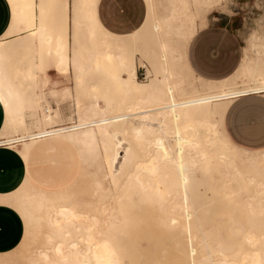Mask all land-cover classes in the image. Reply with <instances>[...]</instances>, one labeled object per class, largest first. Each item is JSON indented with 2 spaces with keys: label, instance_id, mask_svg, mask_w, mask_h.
<instances>
[{
  "label": "rangeland",
  "instance_id": "rangeland-1",
  "mask_svg": "<svg viewBox=\"0 0 264 264\" xmlns=\"http://www.w3.org/2000/svg\"><path fill=\"white\" fill-rule=\"evenodd\" d=\"M146 1L147 15L139 29L129 35L116 37L108 36V32L103 30L94 18L92 20L90 12L96 0H80L79 5L75 1L71 17L69 8L66 9L63 5L54 7L43 21L44 29L37 35L32 32L34 27H27L26 23L12 12V22L15 21L20 30L27 32L16 39L0 41V75L6 81L10 92L8 100L11 102L10 105V102L0 101L3 113L0 141L10 138L5 136L12 128L14 131L11 135L14 137L24 135L27 131L42 130L46 127L39 120L43 112L56 111V116L47 127L62 128L77 124L83 108L95 99L106 102V106H122L129 103L135 94L126 91L118 81V77H123L126 82L125 73L121 71L119 63L122 59L135 66L140 87L164 75L167 83L165 90L169 95L179 97L204 90L207 82L195 77L184 61V48L180 40L181 32L188 27L197 30L206 23L221 22L234 29L240 39V57L244 52V61L235 79L226 83L244 86L249 82L264 79V0H219L205 13L200 0ZM64 12L68 14L65 26L62 24ZM74 18L75 31L72 29ZM58 55L67 56V62L59 59ZM64 70L68 72L67 76L62 73ZM18 116H21L24 122L15 125ZM209 120L215 123L218 130L223 131L219 116H211ZM127 137L134 139L129 134ZM74 140L61 134L55 138L28 144L29 151L24 160L26 168L30 167L35 176L20 190L25 196H21L22 199L19 197L20 200L12 197L8 204L16 210L22 220V234L15 246L0 252V264H43L39 262V258H42L38 254L39 250L46 251L47 260H50L44 261V264H50L51 261L55 264H74L84 255L73 256L70 252L73 249L69 244L75 243L76 249L87 248L88 251L91 250L92 244L93 248L98 247L99 242L103 237L107 239L109 233L108 240L116 247L119 246L121 231L116 227L106 230L102 222L109 213L117 214V210H114L116 207H121V202H116L114 197L117 193L116 184L104 165L102 144L99 141L100 144L96 143V149H92L79 139ZM31 141L15 140L8 145L20 152L25 142ZM132 144L137 151H142V141L135 140ZM253 155L257 154L243 151L236 153L235 162L243 173L241 176L245 177L247 170L250 172L247 158ZM259 162L264 165V157ZM204 163L206 165L198 172V179L196 177L187 190V214L184 217L179 216L182 223L175 225L176 227L159 224L160 218L168 216L166 210L162 211L160 208L164 201L159 197H142L140 193H136L133 197L134 205L126 206L129 211V224H134L135 219L141 221L138 225L139 247L144 252H149L147 258L142 253L138 257L133 254L136 258L129 257H132V263L140 261V264H145L147 260L150 264H171L173 257L182 263L186 257L183 253L196 250L201 232L209 228L208 225L215 218L221 220L228 217L234 221L233 224L236 223H230L228 226L232 228V233L239 232L236 233L237 239L239 238L238 249L242 247L239 251H264V186L244 183L243 177L236 178L228 174L224 176L223 181L220 161L209 158ZM262 169L264 167L258 170ZM53 177L55 181L50 184L49 180ZM26 199L30 202L23 201ZM57 200L69 205L72 211L102 218L101 222L98 226L92 225L88 229L71 226V229H63L67 232L65 235H56L54 230L44 223L43 215ZM104 208H107L106 213H103ZM21 209L31 213L27 214L31 219ZM167 210L170 209L167 207ZM22 213L27 216L25 220ZM189 213L191 215H188ZM199 213L203 214L200 215L203 218L199 217ZM236 217L240 219L237 220ZM78 223L85 226L82 218ZM226 223L224 220L223 225ZM179 225L183 227L180 228ZM236 226L242 228L236 229ZM231 228H228L229 232ZM100 229L103 231L100 232ZM246 234L253 235L252 244L240 238ZM167 237L172 238L176 245L171 241L170 248V244L165 242ZM233 237L235 238V235ZM236 241H233V248L237 247ZM154 243L157 244L153 245ZM55 244H59L60 252L54 251ZM165 251L168 252L165 254ZM243 255L232 256L240 259ZM126 262L127 259L123 258V263L128 264Z\"/></svg>",
  "mask_w": 264,
  "mask_h": 264
},
{
  "label": "bare ground",
  "instance_id": "bare-ground-1",
  "mask_svg": "<svg viewBox=\"0 0 264 264\" xmlns=\"http://www.w3.org/2000/svg\"><path fill=\"white\" fill-rule=\"evenodd\" d=\"M9 1L12 12L14 13L13 15H18L19 20L21 19L26 23L27 27H34L32 28V32L35 35L40 34L41 30L44 29L43 21L48 17V12L53 10L54 7L63 5L66 9L68 8L66 0H38L36 2L34 0ZM218 1L219 0H200L204 13L217 4ZM67 18L68 14L67 12H64L62 18V24H64V26L67 23ZM75 26L76 22L74 18L72 27L74 31ZM20 29V26H17L15 21L14 23L12 22L10 32H18ZM195 31L196 29L188 27L185 31L181 32L182 40H180V43L184 48V55L187 43ZM107 35L116 37V35L110 34L109 32ZM48 36V39L50 40V35ZM57 50L60 49L57 48ZM57 57H59V59L62 58L64 62H67V56L58 55ZM150 57L151 56H149V59ZM119 63L121 71H123L126 76V78L124 77L126 82L123 80V77H118L120 86L126 91L135 94L134 99L131 98L129 103L122 106H118L117 104L106 106V102L95 99L93 103L83 108L78 117L77 124L62 128H54L53 126L47 127V124H49L56 116V111L49 113L43 112L39 120L41 124L44 126L46 125V127L42 128V130L38 132L27 131L24 135L14 137V135H11L14 131L12 128V130L8 131L5 136L10 138L3 140L2 142L0 141V144H8L10 142L13 143L15 140H20V142L24 140H32L29 143L25 142V146L20 151L23 158L28 154V144L44 141L53 137L55 138L61 134L68 139L74 140L77 138L92 149H96V143L98 142V144H100L99 141L101 142V154L104 158V165L107 166L110 177L113 180V183L116 184L115 187H117V193L114 196L116 197L115 201L121 202L119 205L121 207L117 208V205L114 206L116 207L115 209L113 207L115 211L117 210V214L115 212L109 213V216L103 219L102 222L104 224L103 226L106 227V230L115 227L118 228V230L121 231L122 239L119 246L116 247L114 243L108 240L109 233L107 239L103 237V241L98 237V239L101 240L99 246L93 248L92 246L94 244H92L91 250L88 249V251L87 248L84 250L76 249L74 247L76 245L75 243L69 244L71 249H73L70 251L73 256L84 255L82 259L77 260L78 262L74 264H124L123 258L127 259L128 262L126 263L128 264H140V261H134L135 263H132V257H129L133 256L136 258L140 253L146 256L149 252H144L143 249L139 247L138 225L141 221L135 219L136 221L134 220V224H129V211L126 210V206L128 207L129 204L134 203L135 199L133 197L136 193H140V196L142 197H148L149 195L159 197L164 201V205H161L160 208L163 209L162 211L166 210L168 213V216L162 217L158 220L159 224L166 226L169 225L170 228L176 227L175 225L182 223L179 216L184 217L188 211H186L187 201L189 200L187 190L191 187L192 182L196 180V177L198 179V172L205 167L206 164L204 161L206 159L212 158L215 159L216 162H221L222 179L227 174L232 177L241 178L243 177L241 176L243 173L236 165V153L243 151L245 153L257 154L247 158L251 170L250 172L247 170L242 182L264 186V169L258 170L264 167V165L259 162L264 157V149L251 152L236 147L229 141L224 132L218 130L215 123L209 120V117L217 115L220 117L221 121L228 102L236 95L264 91V79L249 82L244 86H240L236 83H226L235 77L239 71L238 68L235 74L223 81H206L208 85L200 92L198 91L190 95L176 97L166 93V76L162 75V77H156L154 80L151 79L152 81L148 85L140 87L137 82L135 66H131L123 59L120 60ZM62 73L65 76L68 75L66 70ZM9 94L10 92L6 81L3 76L0 75V101L9 103ZM78 106L80 107V105ZM22 120L23 118L21 116L16 117L15 125L22 124L24 122ZM128 134L134 139L130 140L127 137ZM135 140L143 142L142 151H137L133 146L132 141ZM121 152H123L122 155ZM258 175L259 177H257ZM34 176L35 173L30 167H28L23 180L14 190L0 193V203L9 204L12 197L18 199L20 197V199H22L25 194L23 195L20 190L29 180L34 179ZM49 181L50 184L53 183L55 177L51 178ZM118 181L120 182L118 183ZM223 184L225 185V182H223ZM30 198L32 199V197ZM136 199L138 200V198ZM23 201L28 202L29 200L27 201L26 199ZM167 207L170 210H167ZM197 207L199 208L198 205ZM25 209L26 208H24V210ZM24 210H22V212H24ZM106 210L107 208H104L103 213H106ZM133 210H135V208H133ZM24 213L26 215L31 214L28 212ZM24 213L22 214L24 215ZM191 213L188 215H191ZM29 215H27L28 218L30 217ZM200 215L203 214L199 213V217L203 218ZM27 216L24 215V220ZM239 217L241 218L240 215ZM80 218L83 219L85 226L83 224L79 225L80 223H78V221H80ZM227 218L221 220L215 218L213 222L208 225L209 228H205L201 232V238L197 240L196 252L189 250L183 253V256H186L187 258L182 257L184 258L182 263L177 261L178 259L176 257H173L175 261H173V259L170 261L173 263L176 262V264H264L263 250L261 252L255 249L250 251H239V249L242 248L240 247L238 249L239 238L237 239L236 235L239 232H236L237 234L232 233V228L228 225L230 223L233 224L234 221L232 222L230 218ZM240 218H237V220ZM29 219H31V217ZM101 219L78 211H72L69 205H66L59 200L53 202L43 215L44 223L59 236L65 235L67 232H64L63 229H71V226H73V228L82 227V229H88L92 225L98 226ZM224 220H226L227 223L223 225ZM234 224L236 225V223ZM211 226L213 227L211 228ZM179 227L182 228L183 225L182 227L179 225ZM228 228H231L230 232L228 231ZM235 228L241 229L242 227L236 226ZM187 229L188 228H186V230ZM101 230L102 229H100V232ZM227 232H229L228 235H226ZM233 235H235V238ZM252 237L253 235L246 234L240 238L246 240L248 244H252L254 241ZM171 241L174 243V240L169 237L165 240V242L170 244V248ZM233 241H236V248H233L235 245L233 244ZM86 243L88 244L89 242ZM155 244L157 243H154L153 245ZM174 244L176 245V243ZM53 249L55 252L61 251L59 244H55ZM167 250L169 249L167 248ZM167 252L165 251V254ZM234 252L240 255L244 254V257L242 256V258L237 259L232 256L236 255L233 254ZM38 254L42 256L41 259L39 258V262L41 261L44 264V261H50L47 260L48 256L46 251L39 250ZM133 254H136V256ZM155 256L156 255L154 254L153 257ZM134 258L133 260H135ZM72 260H74V258ZM153 261L155 262V260ZM50 264L55 263L51 261ZM145 264L150 263L146 260Z\"/></svg>",
  "mask_w": 264,
  "mask_h": 264
},
{
  "label": "crops",
  "instance_id": "crops-1",
  "mask_svg": "<svg viewBox=\"0 0 264 264\" xmlns=\"http://www.w3.org/2000/svg\"><path fill=\"white\" fill-rule=\"evenodd\" d=\"M75 1L79 5L80 0H66L70 17ZM90 14L103 30L116 36H126L143 24L147 1L96 0ZM11 24V5L8 0H0V41H10L27 32L24 29L10 32ZM240 51V39L233 28L225 23L210 22L193 33L185 49L184 61L195 77L220 82L235 74L240 67L244 58V52L240 57ZM2 117L0 105V126ZM221 128L236 147L251 152L263 150L264 91L233 97L224 110ZM26 171L25 160L19 151L8 144L0 145V193L14 190ZM22 228V220L16 210L0 203V252L17 244Z\"/></svg>",
  "mask_w": 264,
  "mask_h": 264
},
{
  "label": "built area",
  "instance_id": "built-area-1",
  "mask_svg": "<svg viewBox=\"0 0 264 264\" xmlns=\"http://www.w3.org/2000/svg\"><path fill=\"white\" fill-rule=\"evenodd\" d=\"M3 144H6V143H1L0 145H3Z\"/></svg>",
  "mask_w": 264,
  "mask_h": 264
}]
</instances>
